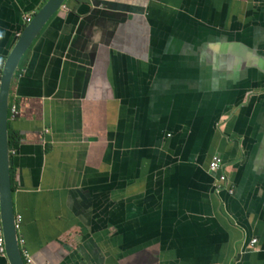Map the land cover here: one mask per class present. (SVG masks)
<instances>
[{
    "label": "crops",
    "instance_id": "0c3cea01",
    "mask_svg": "<svg viewBox=\"0 0 264 264\" xmlns=\"http://www.w3.org/2000/svg\"><path fill=\"white\" fill-rule=\"evenodd\" d=\"M47 1L0 0V76ZM64 7L10 92L32 264H264V0Z\"/></svg>",
    "mask_w": 264,
    "mask_h": 264
},
{
    "label": "water",
    "instance_id": "95a60500",
    "mask_svg": "<svg viewBox=\"0 0 264 264\" xmlns=\"http://www.w3.org/2000/svg\"><path fill=\"white\" fill-rule=\"evenodd\" d=\"M67 0H48L34 15L20 34L15 46L5 59L0 76V214L5 240L6 259L10 264H25L18 244L15 213L12 199L9 171L8 121L10 92L15 73L24 55L49 20L61 9Z\"/></svg>",
    "mask_w": 264,
    "mask_h": 264
},
{
    "label": "built area",
    "instance_id": "2783aa9c",
    "mask_svg": "<svg viewBox=\"0 0 264 264\" xmlns=\"http://www.w3.org/2000/svg\"><path fill=\"white\" fill-rule=\"evenodd\" d=\"M62 9H65L64 6H62ZM24 24H29L32 20V18L30 17H24ZM19 114L18 111V107L13 104L10 107V115L11 118L15 119L17 117V115ZM45 134H48V131L44 132ZM223 162L222 160L215 156L213 157V159L211 160L210 164H209V170L212 173H221V168H222ZM228 187V180L225 177V175H223L222 173L219 174V176L216 178L215 183L213 185V188L215 190L216 193L220 194L223 190H226V188ZM232 190H228L230 193H232ZM22 225V219L20 217H15V226H16V231L18 232L20 229V226ZM256 243V240H254L252 242V244L254 245ZM18 244L19 247L21 249V253H22V258L25 262V264H32V261L30 259V256L28 255V253L23 250V246L24 241L21 238H18ZM252 245V246H253ZM0 257H2L3 259H6V254H5V240H4V234H3V226H2V220H1V214H0ZM6 264H10L8 261H6Z\"/></svg>",
    "mask_w": 264,
    "mask_h": 264
},
{
    "label": "trees",
    "instance_id": "16d2710c",
    "mask_svg": "<svg viewBox=\"0 0 264 264\" xmlns=\"http://www.w3.org/2000/svg\"><path fill=\"white\" fill-rule=\"evenodd\" d=\"M17 106V105H16ZM10 107H11V104H10ZM18 107V106H17ZM18 111H19V109H18ZM9 117H11V115H10V112H9Z\"/></svg>",
    "mask_w": 264,
    "mask_h": 264
},
{
    "label": "clouds",
    "instance_id": "9594fccd",
    "mask_svg": "<svg viewBox=\"0 0 264 264\" xmlns=\"http://www.w3.org/2000/svg\"><path fill=\"white\" fill-rule=\"evenodd\" d=\"M64 6V5H63ZM62 8V7H61ZM26 26V25H25Z\"/></svg>",
    "mask_w": 264,
    "mask_h": 264
}]
</instances>
